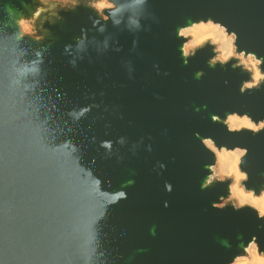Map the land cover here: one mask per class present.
<instances>
[{"label":"water","instance_id":"water-1","mask_svg":"<svg viewBox=\"0 0 264 264\" xmlns=\"http://www.w3.org/2000/svg\"><path fill=\"white\" fill-rule=\"evenodd\" d=\"M0 0V264H234L264 217V80L182 30L212 22L264 76V0ZM30 24L33 32H26ZM258 131L230 130V116Z\"/></svg>","mask_w":264,"mask_h":264},{"label":"bare ground","instance_id":"bare-ground-1","mask_svg":"<svg viewBox=\"0 0 264 264\" xmlns=\"http://www.w3.org/2000/svg\"><path fill=\"white\" fill-rule=\"evenodd\" d=\"M103 8L111 7L102 2L99 5V10ZM22 26L23 28L27 27L25 24ZM181 34L188 39L184 47L185 53L191 48H196L205 42H210L217 47V52L221 54V61L226 62L234 57L235 37L234 35H228L225 28L219 24L212 22L199 23L182 30ZM249 58L252 59V56ZM252 71L253 79L256 82L261 78V74L256 66L252 68ZM227 124L232 131L243 129L258 130V127L249 118L239 117L237 115L228 117ZM205 144L216 156L219 173L226 175L228 178H234L235 183L230 189L233 198L244 205H249L254 208L261 217H264V193L260 197H257L253 192H246L239 187L240 182L246 179V175L244 173L242 174L239 170L240 160L245 156L246 151L241 149L234 151H228L226 149L218 150L210 140L206 141ZM234 264H264V256L259 252L257 245L252 243L247 249V255L238 258Z\"/></svg>","mask_w":264,"mask_h":264},{"label":"rangeland","instance_id":"rangeland-1","mask_svg":"<svg viewBox=\"0 0 264 264\" xmlns=\"http://www.w3.org/2000/svg\"><path fill=\"white\" fill-rule=\"evenodd\" d=\"M47 1L61 2V3H64V4H71V3H72L71 0H47ZM102 2H103V3H106L107 5H109L110 7H112V5L110 4L109 0H98V1L94 4V6L99 10V5H100ZM104 9H106V8H103L102 10H104ZM25 25L27 26L26 28H24L26 32H29V33L33 32V27H32L30 24H25ZM206 43H210V42H205V43H203L202 45H200V46H198V47H196V48H191V49H189V50L187 51V54L193 52L195 49H197V48H199V47H201V46H204ZM220 55H221V54L219 53V55H218V59H219V60H220ZM234 57L241 59V61L243 62V64H244L248 69H250L252 73H253L252 68H253L254 66H256V67L258 68V70H259V72H260V74H261V78H260L258 81H256V82L253 80V83H251L249 87H252V86H254V85H256V84H258V83H260L261 81L264 80V76H263V74H262L261 71H260V64H259V62L255 61L253 58L250 59V58H245V57H243V56L240 57V56H238L235 52H234ZM227 61H228V60H227ZM254 125H255V124H254ZM255 126L258 127V130H260V129L263 127V125H262V126H261V125H255ZM258 130H256V131H258ZM241 159H242V158H241ZM240 163H241V160H240ZM240 163H239V170H240ZM240 172H241V170H240ZM241 173H242V172H241ZM242 174H243V173H242ZM215 175H216V177H217L219 180L232 179V180H233V184L235 183V182H234V178H228L226 175H224V174H220L219 171H218L217 166L215 167ZM245 180H246V179H245ZM242 181H244V180H242ZM242 181H241L240 183H242ZM239 187L245 191L244 187H243L241 184H239ZM232 200L235 202V204H236L237 207L249 206V205H244V204L240 203L237 199H234L233 196H232ZM262 256H264V255L262 254Z\"/></svg>","mask_w":264,"mask_h":264}]
</instances>
